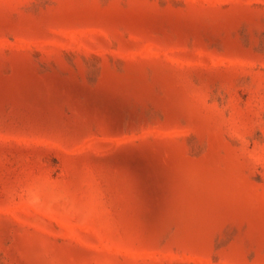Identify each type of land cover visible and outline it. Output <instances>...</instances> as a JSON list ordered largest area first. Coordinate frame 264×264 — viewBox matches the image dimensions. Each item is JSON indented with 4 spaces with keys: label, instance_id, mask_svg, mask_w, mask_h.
<instances>
[{
    "label": "rangeland",
    "instance_id": "obj_1",
    "mask_svg": "<svg viewBox=\"0 0 264 264\" xmlns=\"http://www.w3.org/2000/svg\"><path fill=\"white\" fill-rule=\"evenodd\" d=\"M0 264H264V0H0Z\"/></svg>",
    "mask_w": 264,
    "mask_h": 264
}]
</instances>
